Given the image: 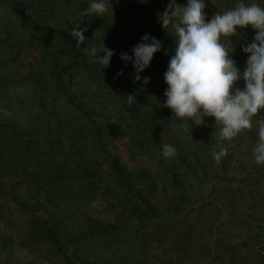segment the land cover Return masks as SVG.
I'll return each instance as SVG.
<instances>
[{
    "label": "rangeland",
    "instance_id": "1",
    "mask_svg": "<svg viewBox=\"0 0 264 264\" xmlns=\"http://www.w3.org/2000/svg\"><path fill=\"white\" fill-rule=\"evenodd\" d=\"M92 2L0 0V126L34 138L27 164L0 157V264H264V165L253 156L264 110L230 141L218 140L211 117L185 132L162 107L176 38L158 18L169 0H110L113 12L82 17ZM239 2L264 7L204 0L205 22ZM77 21L87 28L80 48L69 34ZM145 34L162 49L134 81L132 63L120 57L132 56ZM254 36L247 28L232 37L230 58L241 71ZM103 45L115 53L106 69L86 51ZM54 66L61 78L43 75ZM165 144L175 157H163ZM221 147L227 155L216 163ZM109 156L131 173L120 186L111 182ZM39 220L62 253L34 230ZM92 220L116 229L104 233Z\"/></svg>",
    "mask_w": 264,
    "mask_h": 264
},
{
    "label": "clouds",
    "instance_id": "2",
    "mask_svg": "<svg viewBox=\"0 0 264 264\" xmlns=\"http://www.w3.org/2000/svg\"><path fill=\"white\" fill-rule=\"evenodd\" d=\"M111 7L110 0H93L82 17L100 16ZM204 0H187L180 7L175 0H169L158 22L166 30L169 27L175 34L174 55L169 59L164 82L167 89L162 107L170 109L172 116L184 121L181 128L190 132L195 126H204V118H214V127H219L217 138L220 141L233 140L244 131H250L254 118L264 110V7L257 3L239 2L233 9L216 13L205 22ZM112 11V7H111ZM113 12V11H112ZM82 21V20H80ZM255 31L253 42L243 47L248 54L243 71L235 66L230 58L233 52L232 37L243 30ZM85 31L79 21L73 24L70 36L76 41V48L85 43ZM141 43L132 49V56L121 54V60L132 63L135 69L134 81H140V73L150 66L155 53L161 51L162 43L145 34ZM88 59L98 62L106 69L114 51L104 45L101 49L91 46ZM97 52L99 55L97 56ZM103 52V58L100 53ZM167 54V50H165ZM123 72L117 73V76ZM150 78L145 77L146 85ZM243 80L244 87H236ZM129 103L134 97H127ZM191 121V125L187 122ZM258 141L253 149L254 162L264 165V117L257 119ZM176 149L163 145L164 158L176 156ZM227 155V148L213 151L212 156L219 163Z\"/></svg>",
    "mask_w": 264,
    "mask_h": 264
},
{
    "label": "trees",
    "instance_id": "3",
    "mask_svg": "<svg viewBox=\"0 0 264 264\" xmlns=\"http://www.w3.org/2000/svg\"><path fill=\"white\" fill-rule=\"evenodd\" d=\"M65 70H69V67H67ZM115 71H118V69H116ZM43 75L48 76L49 78H54L55 76V79H59L63 74L60 73V69H58V67L54 66L53 69H51L49 72L44 71ZM25 135L26 137L21 139H18L16 137L14 138L13 136L9 135L7 125L0 126V157L5 155L10 156L11 158L16 157L17 162H19L21 165L27 164V161H29L30 158V150L31 147L33 146L32 142L34 138H32L33 136L32 133ZM105 162L110 165L111 172H109V175L115 177V180L111 181L112 183L120 186L122 182H127L129 180L131 173L128 172L126 167L122 165L117 158L109 156ZM50 179L51 181H53L52 176L50 177ZM50 179L49 178L46 179L48 183ZM0 185L3 184L0 183ZM10 187L12 186L6 185L5 188L9 189L10 191L9 196L12 200L15 201L16 195L13 193L14 191L12 192V189H10ZM60 187L61 185H57L58 189H60ZM12 188L15 189L14 187ZM91 223L93 225L92 228H97L98 230L103 231L104 233L112 232L116 229L114 224L104 223L102 221L92 220ZM183 227L185 228L187 226H184L183 224ZM34 230L37 231V233L43 238V242H46L52 247H54L57 250V252L60 253L63 252V249L60 246V242L58 241L56 235L53 233L52 229L45 226V224L42 221L39 220V222L37 221L35 222ZM258 231H260L259 232V236H260L261 232H263L262 227H259ZM182 234H186V232Z\"/></svg>",
    "mask_w": 264,
    "mask_h": 264
}]
</instances>
